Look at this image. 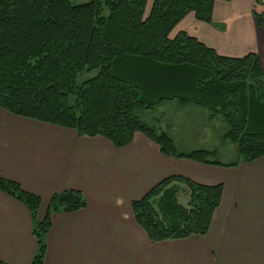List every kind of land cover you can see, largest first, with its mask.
I'll list each match as a JSON object with an SVG mask.
<instances>
[{"label":"trees","instance_id":"1","mask_svg":"<svg viewBox=\"0 0 264 264\" xmlns=\"http://www.w3.org/2000/svg\"><path fill=\"white\" fill-rule=\"evenodd\" d=\"M230 1V0H225ZM215 0H0V107L38 121L102 136L117 147L140 132L168 156L202 163L214 153L200 148L178 152L172 137L139 114L176 101L208 109L226 124L223 139L238 158L264 155V71L259 56L217 53L196 38L170 33L189 12L211 23ZM264 27V10L252 11ZM96 74L78 82L81 72ZM188 189L186 205L177 202ZM0 190L22 202L35 219L39 196L0 173ZM222 184L206 185L170 175L131 203L137 224L151 242L204 235L220 203ZM80 190L53 193L42 220H34L36 251L29 264H43L51 212L85 208ZM0 264H7L0 261Z\"/></svg>","mask_w":264,"mask_h":264},{"label":"crops","instance_id":"2","mask_svg":"<svg viewBox=\"0 0 264 264\" xmlns=\"http://www.w3.org/2000/svg\"><path fill=\"white\" fill-rule=\"evenodd\" d=\"M253 9L254 0H215L211 23L189 12L170 35L185 32L225 56L254 52L264 71V27ZM226 164L165 155L140 132L117 147L0 107V173L40 198L33 219L25 204L0 190V261L29 264L34 220L43 219L53 193L76 189L87 205L51 212L43 264H264V155ZM170 175L220 183L221 200L204 235L151 242L131 203Z\"/></svg>","mask_w":264,"mask_h":264},{"label":"rangeland","instance_id":"3","mask_svg":"<svg viewBox=\"0 0 264 264\" xmlns=\"http://www.w3.org/2000/svg\"><path fill=\"white\" fill-rule=\"evenodd\" d=\"M74 3H82L88 0H73ZM151 3L145 7V15L148 14ZM256 10H264V0H254ZM96 70L81 72L78 82L93 76ZM207 108L192 103L180 105L176 101L165 102L153 109L145 110L139 114L140 119L153 125L158 130L167 132L173 139L178 152H188L192 149L205 148L214 153L208 156L209 160L221 163L234 162L238 158L235 144L223 139L226 124L220 115L212 120L208 118ZM179 188L176 195L177 202L186 205L188 201V189L185 185L175 183Z\"/></svg>","mask_w":264,"mask_h":264}]
</instances>
